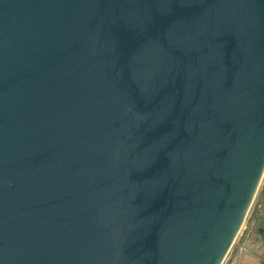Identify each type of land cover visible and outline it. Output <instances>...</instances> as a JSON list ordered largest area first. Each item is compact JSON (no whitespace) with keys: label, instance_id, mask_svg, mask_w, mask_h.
Segmentation results:
<instances>
[{"label":"water","instance_id":"95a60500","mask_svg":"<svg viewBox=\"0 0 264 264\" xmlns=\"http://www.w3.org/2000/svg\"><path fill=\"white\" fill-rule=\"evenodd\" d=\"M263 172L264 0H0V264H221Z\"/></svg>","mask_w":264,"mask_h":264},{"label":"rangeland","instance_id":"374dc122","mask_svg":"<svg viewBox=\"0 0 264 264\" xmlns=\"http://www.w3.org/2000/svg\"><path fill=\"white\" fill-rule=\"evenodd\" d=\"M262 227H264V172L251 204L246 212L245 218L243 219L241 227L239 228V231L221 264H229L236 247L239 246L243 238L245 239L247 237L251 228L255 233H258Z\"/></svg>","mask_w":264,"mask_h":264},{"label":"crops","instance_id":"0c3cea01","mask_svg":"<svg viewBox=\"0 0 264 264\" xmlns=\"http://www.w3.org/2000/svg\"><path fill=\"white\" fill-rule=\"evenodd\" d=\"M242 243L247 247L237 246L229 264H264V227L258 233L251 228Z\"/></svg>","mask_w":264,"mask_h":264}]
</instances>
